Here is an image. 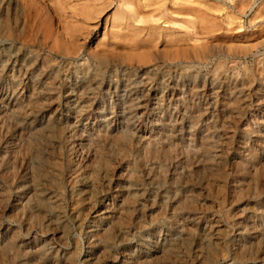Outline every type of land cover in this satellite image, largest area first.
<instances>
[{
    "label": "rangeland",
    "instance_id": "374dc122",
    "mask_svg": "<svg viewBox=\"0 0 264 264\" xmlns=\"http://www.w3.org/2000/svg\"><path fill=\"white\" fill-rule=\"evenodd\" d=\"M206 262L264 264V0H0V264Z\"/></svg>",
    "mask_w": 264,
    "mask_h": 264
},
{
    "label": "bare ground",
    "instance_id": "6f19581e",
    "mask_svg": "<svg viewBox=\"0 0 264 264\" xmlns=\"http://www.w3.org/2000/svg\"><path fill=\"white\" fill-rule=\"evenodd\" d=\"M85 73V72H84ZM197 109V108H196ZM131 171V170H130ZM131 173V172H130ZM180 199V198H179ZM191 212V211H190ZM189 212V213H190ZM91 215V214H90ZM100 219V218H99ZM104 219V218H103ZM131 220V219H130ZM176 223V222H175ZM130 228V227H129ZM175 229V228H174ZM214 235V234H213ZM105 244V243H104ZM248 249V248H247ZM6 254V253H5ZM5 259V258H4ZM17 260V259H16ZM209 260H207V262H208ZM243 261V260H242ZM207 262H206V264H207ZM210 263V262H209ZM56 264V263H55Z\"/></svg>",
    "mask_w": 264,
    "mask_h": 264
}]
</instances>
